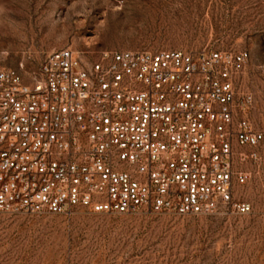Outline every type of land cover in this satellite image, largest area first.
<instances>
[{
  "label": "built area",
  "instance_id": "obj_1",
  "mask_svg": "<svg viewBox=\"0 0 264 264\" xmlns=\"http://www.w3.org/2000/svg\"><path fill=\"white\" fill-rule=\"evenodd\" d=\"M248 50L70 48L26 77L0 65V213L247 215L264 131Z\"/></svg>",
  "mask_w": 264,
  "mask_h": 264
},
{
  "label": "rangeland",
  "instance_id": "obj_2",
  "mask_svg": "<svg viewBox=\"0 0 264 264\" xmlns=\"http://www.w3.org/2000/svg\"><path fill=\"white\" fill-rule=\"evenodd\" d=\"M65 48L85 62L107 50H248L240 88L264 131V0H0L1 66L28 77ZM260 151L239 188L250 214L0 213V264H264Z\"/></svg>",
  "mask_w": 264,
  "mask_h": 264
}]
</instances>
